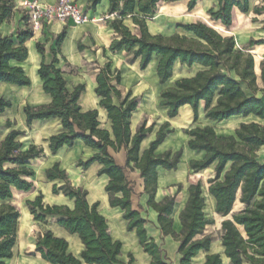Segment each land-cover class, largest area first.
Here are the masks:
<instances>
[{
	"label": "trees",
	"instance_id": "obj_1",
	"mask_svg": "<svg viewBox=\"0 0 264 264\" xmlns=\"http://www.w3.org/2000/svg\"><path fill=\"white\" fill-rule=\"evenodd\" d=\"M102 0H92L96 8ZM110 13L118 14L111 27L118 35L110 47L114 53L125 50L133 53V59H140V67L146 70L154 56L160 57L158 77L163 85L173 76L177 62L188 67L201 65L208 70L199 72L191 79H181L176 87L162 92L160 105L168 109V117L175 118L179 110L189 105L193 109L195 119H198V109L201 102L205 104L206 118L223 122L232 117H249L251 115L264 121V99L258 98V92L264 94V62L261 64V80L263 88L257 84L254 58L249 53L236 50L233 38L224 37L218 31L203 24L195 23L180 26L184 31L192 33L195 38L173 35L152 36L148 31L147 19H152L160 0H109ZM177 2L182 0H166ZM199 0H190L189 11H192ZM14 0H0V27L13 14ZM237 7L242 13L249 12V0H219V9L209 12L211 19L221 22L225 27L232 26V10ZM258 15L263 9H255ZM131 17L140 30V36L134 35L123 21ZM28 21V17H23ZM33 37L29 29L22 31L16 37H4L0 34V85L10 84L18 87H30L31 80L23 69L12 65L14 62H24L28 58L25 43ZM66 38L64 30L57 38V48L60 49ZM264 39L252 40L250 46L263 45ZM38 51L44 54V46L37 45ZM50 64L42 63L39 75L43 81V90L53 99L49 106L39 108H24L28 126L34 121L60 119L63 132L49 139V148L56 155L64 147H73L76 141H82L97 153L88 161H80L78 167L86 170L98 163L102 166L99 175H107L110 182L106 187L110 206L120 208L123 218L128 221V231H136L139 243L144 252L152 257V264H167L161 248L153 239H149L145 229L146 221L139 211L132 208L133 184L127 179L124 169L117 165L109 149L119 151L127 148L128 166L135 164L145 180L146 191L150 194V206L159 213V224L164 235H171L181 243L180 264H192V259L200 252H210L212 238L205 236L200 240L196 237L203 235L206 227L213 224L205 217V200L202 197L200 183L189 189L188 203L181 213L183 225L180 236L172 230L173 221L170 219L175 203V197L167 198L157 204L155 192L157 189V169L162 167L172 171L178 169L182 151L172 154L167 152L157 155L155 152L165 141L169 128L165 124L151 143L150 148L142 155L140 146L152 128L140 127L137 134L132 136L131 122L133 112L138 108L137 99L131 95L122 96L117 84L121 82L119 72H112L110 64L105 65L97 77L95 90L101 98L100 106L104 108L112 122L111 134L100 128L98 111L83 112L79 99L84 86L69 92L62 70L57 68L59 63L57 51L53 52ZM232 74L234 76H232ZM252 92L248 95L243 88ZM116 97L120 104L115 105ZM12 108V103L0 98V115ZM191 140L188 145L192 150H202L207 153L202 162H193L192 168L201 171L209 168L215 162L216 178L210 181L209 192L216 200V212L227 217L233 210L236 195L241 189L240 202L245 209L233 216V220L223 222L222 246L230 264H264V164L256 159V152L264 146V125L252 123L242 124L234 136L217 137L211 128L186 132ZM25 133L10 132L0 141V264H8L14 257V248L18 241V226L21 217L15 206L11 205L13 190L29 192L33 184L28 178L35 176L30 169L31 161L44 157V150L30 146L24 150L19 140ZM228 164L230 169L225 172ZM223 180H221L222 174ZM50 181L61 180V187L55 185L53 194L74 200V209L67 207L49 206L43 202V195L34 201H28L30 214L36 222L46 224L48 218H58L57 224L71 234H77L84 245L81 259L69 251V243L54 236L50 231L39 236L35 253L49 264H135V259L129 255L128 262L120 259L122 243L114 241L109 233L106 218L99 212V204L90 205L87 191L71 185L68 175L60 170L59 164L46 171ZM121 194V197L118 195ZM243 228L244 234L239 230ZM204 264H223L220 254L206 257Z\"/></svg>",
	"mask_w": 264,
	"mask_h": 264
},
{
	"label": "crops",
	"instance_id": "obj_2",
	"mask_svg": "<svg viewBox=\"0 0 264 264\" xmlns=\"http://www.w3.org/2000/svg\"><path fill=\"white\" fill-rule=\"evenodd\" d=\"M57 1L14 0L13 14L0 27V34L4 37H16L22 31L30 30L27 2L48 6L55 5ZM75 1L87 16V23L77 26L72 21H55L46 25L39 32L33 33V37L25 43V47L28 50L27 60L12 64L23 69L25 75L31 80V86L0 85V98L12 103V108L7 109L5 113L0 115V141L4 140L12 131H21L25 133L19 139L24 145V150H27L30 146L44 150V157L31 161L29 166L35 172L34 177L28 178V181L33 184V189L29 192H20L14 189L13 194L14 191H17L27 195V202L34 201L37 197L43 195L45 205L67 207L73 210L74 200L64 196L62 193L59 195L53 194V187L55 185L61 187L64 182L61 180L50 181L46 177V171L59 164L60 170L67 173L73 187L87 191L89 204H99V212L107 220L110 235L114 241L122 243L120 259L123 262H128L129 255H132L135 259V264H152L153 259L144 252L136 231H128V221L123 218L124 212L120 208H112L110 206L109 195L105 190L110 178L107 175H99L102 166L95 163L86 170L78 167L80 161H88L97 151L86 146L82 141H76L73 147H64L56 155H53L49 148V139L64 131L61 120L34 121L32 125L28 126L24 113V108L27 106L39 108L52 104V97L43 90V81L40 78L39 69L43 62L46 64L52 63L53 52L57 51L59 63L56 66L63 72L68 91L72 93L79 86L85 87L79 99L82 111H98L100 128L107 130L111 134L112 139H114L112 122L108 117L107 111L100 106L101 98L95 92L98 86L97 77L99 73L105 65L110 64L111 71L119 72L121 75V82L119 85L117 84V87L122 92V96L125 98L131 95V99H137L138 101V108L133 112L130 119L132 136H135L143 125L147 129L152 128V132L147 134L141 143L140 154L142 155L150 148L151 143L156 140L158 132L165 124L169 125L166 132L170 131V133L167 134L165 141L155 153L163 155L167 152L174 154L182 151L177 170L169 171L162 167L157 169L158 179L154 201L157 204H161L167 198L175 197L170 219L173 221L172 230L176 235L180 236L183 229L181 213L188 203L190 197L189 189L192 185L200 183L202 186V197L205 200V217L207 220L212 221L213 224L208 225L204 234L197 236L196 240L210 236L212 245L210 252H200L197 257L192 259V264H204L206 257L211 254H220L223 264H230L222 246L221 239L224 234L222 224L226 220H233L234 215L241 213L245 209V205L240 202L241 189L237 192L236 201L230 215L223 217L218 214L216 212V200L209 192L210 181L216 178L218 162H215L207 169L195 171L192 168V163L202 162L206 158L207 153L202 150H192L188 145L191 137L186 132L197 128H211L215 131L217 137H229L234 136L236 130L242 124L256 123L264 125V121L253 115L249 117H232L223 122L212 121L206 118L204 102L200 103L197 120L193 109L189 105L182 107L177 117L169 118L168 109L160 105L162 92L166 89L175 88L177 81L191 79L199 72L208 69L197 64L188 67L177 62L172 78L162 85L157 72L160 57L154 56L148 68L142 70L140 67L141 60H134L133 53H128L125 50L114 53L110 50L113 41L119 37L111 27L118 14L110 13L109 0H102L96 8H93L92 0ZM189 1L169 2L160 0L154 17L147 19L149 33L152 36L162 35L170 37L180 35L195 38L192 33L184 31L180 26L203 23L218 31L222 36L233 38L236 50L253 56L257 84L262 89L261 64L264 62V44L250 46V42L264 39V12L260 15L254 12L255 9L264 8V0H249V12L247 14L234 7L232 10V26L229 28L225 27L221 22L212 20L209 14L211 10L219 9V0H199L192 11L188 9ZM24 14L28 17L27 22L23 20ZM123 25L128 27L134 35L140 36V30L131 17L126 18L123 21ZM64 30H66V38L58 50L57 38ZM38 44L44 46V54L38 51ZM232 76L234 75L232 74ZM243 88L248 95H253L246 85H243ZM256 96L264 99L262 92H258ZM113 102L115 105L120 104L116 97L113 98ZM109 152L117 165L124 169L127 179L133 184L132 208L139 211L142 219L146 221L145 229L148 238L153 239L161 248L167 264H180L181 243L171 235H164L159 224V213L150 206V194L146 191L145 180L141 177L140 170L135 168L134 163H130L128 166L127 148L122 147L119 151L110 148ZM256 159L260 164H264V146L256 152ZM230 166L231 164L227 165L225 172L230 169ZM225 172L222 174L221 180H223ZM121 196V194L118 195V197ZM237 205L240 208L237 212H234ZM20 221L21 217L19 219L18 237L21 227ZM57 221L58 218L56 217L48 218L46 224L35 221L40 229L39 236L50 231L54 236L65 239L69 243V251L81 259V253L84 251L81 239L77 234H71L59 226ZM212 227H218L220 232L219 239H215L212 232H209ZM238 228L244 234L243 228L239 226ZM36 243L37 241L34 244L35 248ZM16 251L17 245L14 248L13 259ZM24 264L49 263L44 261L40 254H36L35 257L27 258ZM83 264L86 263L83 262Z\"/></svg>",
	"mask_w": 264,
	"mask_h": 264
},
{
	"label": "rangeland",
	"instance_id": "obj_3",
	"mask_svg": "<svg viewBox=\"0 0 264 264\" xmlns=\"http://www.w3.org/2000/svg\"><path fill=\"white\" fill-rule=\"evenodd\" d=\"M24 16L27 17L26 14H24ZM26 198L27 195L14 191L13 199L10 202L11 205L16 207L21 215V227L17 241V251L15 258L10 264H24V261L27 258L36 256L34 244L39 238L40 229L38 228L33 216L29 214V207L27 206ZM239 208V205H237L234 212H237ZM209 232H212L215 239H219L220 232L218 227H212Z\"/></svg>",
	"mask_w": 264,
	"mask_h": 264
},
{
	"label": "built area",
	"instance_id": "obj_4",
	"mask_svg": "<svg viewBox=\"0 0 264 264\" xmlns=\"http://www.w3.org/2000/svg\"><path fill=\"white\" fill-rule=\"evenodd\" d=\"M29 7V27L33 33L42 30L52 22L72 21L81 26L87 23L88 18L75 0H58L55 5L40 6L37 3H26Z\"/></svg>",
	"mask_w": 264,
	"mask_h": 264
}]
</instances>
